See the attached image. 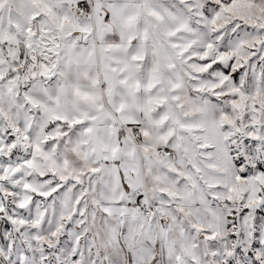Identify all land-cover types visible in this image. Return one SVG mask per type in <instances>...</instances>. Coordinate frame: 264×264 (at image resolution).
<instances>
[{
  "label": "snow or ice",
  "instance_id": "6c2138e0",
  "mask_svg": "<svg viewBox=\"0 0 264 264\" xmlns=\"http://www.w3.org/2000/svg\"><path fill=\"white\" fill-rule=\"evenodd\" d=\"M0 264H264V0H0Z\"/></svg>",
  "mask_w": 264,
  "mask_h": 264
}]
</instances>
